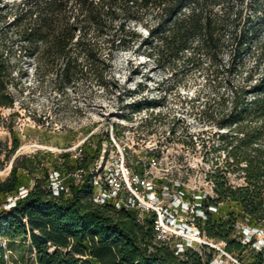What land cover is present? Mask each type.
<instances>
[{"label": "trees", "instance_id": "trees-1", "mask_svg": "<svg viewBox=\"0 0 264 264\" xmlns=\"http://www.w3.org/2000/svg\"><path fill=\"white\" fill-rule=\"evenodd\" d=\"M17 8L9 26L25 56L35 60L38 77L58 91L80 81L107 88L115 54L140 41L168 69L209 71L219 101L213 120L232 133L208 147L213 154L225 151L224 158H212L213 193L186 196L189 223L208 243L179 250L159 238L156 211L96 202L101 140L85 142L77 154L60 153L53 164L64 178L58 194L38 154L14 157L19 140L12 148L0 140V170L13 161L0 177V238L29 237L38 264H214L217 255L230 256V264H264V240H258L264 233V0H23ZM139 26L148 34L142 40ZM10 68L0 52V108L15 102ZM106 139L111 142L109 133ZM135 169L143 178L145 166L139 162ZM77 170L83 171L79 181ZM232 174L244 182L232 183ZM155 184L162 197L169 182ZM0 264H7L1 245Z\"/></svg>", "mask_w": 264, "mask_h": 264}, {"label": "rangeland", "instance_id": "rangeland-1", "mask_svg": "<svg viewBox=\"0 0 264 264\" xmlns=\"http://www.w3.org/2000/svg\"><path fill=\"white\" fill-rule=\"evenodd\" d=\"M22 1L0 0V52L11 65L9 90L15 97L13 107L0 108L3 144L12 148L18 139L14 157L38 154L55 176L53 164L61 152L77 154L85 142L96 145L101 140L103 151L95 172L101 186L113 178L122 180L124 200L136 193L162 210V232L177 246L208 242L202 235L194 239L196 226L189 223L192 214L186 196L213 193L208 174L215 166L212 158L219 154L224 158L225 151L213 154L208 147L223 144L219 136L232 133L213 120L219 101L210 72L183 65L168 69L149 55L147 45L136 41L115 54L107 88L80 81L60 92L54 82L38 77L35 60L25 56L9 26ZM136 31L141 40L148 35L141 26ZM108 133L111 142L106 139ZM210 136L214 137L211 142ZM139 162L146 168L143 178L136 173ZM12 163L0 170L1 178L10 173ZM159 178L169 182V187L161 190L162 197L155 184ZM60 179L64 183V178ZM230 181L242 184L244 179L232 174ZM33 183L31 179L30 185ZM99 190L98 186L95 194ZM15 199L8 198L10 202ZM258 240H264V233L258 234ZM0 245L7 264H38L29 237L15 241L0 238ZM232 261L230 256L217 255L214 264Z\"/></svg>", "mask_w": 264, "mask_h": 264}, {"label": "built area", "instance_id": "built-area-1", "mask_svg": "<svg viewBox=\"0 0 264 264\" xmlns=\"http://www.w3.org/2000/svg\"><path fill=\"white\" fill-rule=\"evenodd\" d=\"M53 176H54V174H53ZM73 176L75 177V179L77 181H79L83 177V171L77 170L76 172L73 173ZM93 180H94V185L96 186V188L98 186L100 187L99 192H97L94 195V200L96 202L102 203V204L106 203V202H112L116 208H121L122 206H125L127 208H129V207L141 208L142 210H147V211L148 210H154L157 213L156 229L158 231V236H159V238H162V239L168 238L165 235V233L162 232L163 231L162 229L164 227V224H163L164 218H165V213L162 210L154 207L152 204H149L148 202H146L145 199H142L136 193L133 196H131V198L129 200H124L121 197V193H120L123 189V186H124V182L122 180L113 178L109 184V187L101 186L100 182L96 179V175L94 176ZM52 187H53V190L56 194H58L59 191L61 189H63V182L60 179V177L58 176V173H56V172H55V176H54V181L52 183ZM66 190L68 191L69 189L66 188ZM26 191L27 190H25V192ZM136 200H137V202H136ZM193 232L195 233L194 239H196L197 237H201V233L197 227ZM204 243H208V242H204ZM188 245H192V244H188ZM177 247L179 250H183V248L185 247V244L182 243V246H177Z\"/></svg>", "mask_w": 264, "mask_h": 264}, {"label": "water", "instance_id": "water-1", "mask_svg": "<svg viewBox=\"0 0 264 264\" xmlns=\"http://www.w3.org/2000/svg\"><path fill=\"white\" fill-rule=\"evenodd\" d=\"M12 167V166H11Z\"/></svg>", "mask_w": 264, "mask_h": 264}]
</instances>
